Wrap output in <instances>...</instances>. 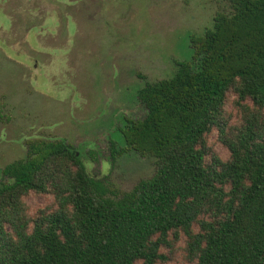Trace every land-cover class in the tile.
Masks as SVG:
<instances>
[{"label": "trees", "instance_id": "obj_1", "mask_svg": "<svg viewBox=\"0 0 264 264\" xmlns=\"http://www.w3.org/2000/svg\"><path fill=\"white\" fill-rule=\"evenodd\" d=\"M225 1L190 36V59L136 91L144 113L119 126L125 148L109 142L110 162L126 149L153 159L151 177L120 191L42 137L0 168V264H159L181 238L186 264H264V0ZM29 193L55 209L29 217Z\"/></svg>", "mask_w": 264, "mask_h": 264}, {"label": "rangeland", "instance_id": "obj_2", "mask_svg": "<svg viewBox=\"0 0 264 264\" xmlns=\"http://www.w3.org/2000/svg\"><path fill=\"white\" fill-rule=\"evenodd\" d=\"M225 0H0V168L24 157V141L58 138L82 153L89 175L127 192L152 176L154 162L125 150L124 117L141 118L135 93L169 78L192 55L189 38L212 27ZM233 102V98H230ZM231 106H227L230 112ZM235 116L236 112L231 111ZM110 142V143H109ZM208 145L227 151L215 132ZM99 158L86 159L88 152ZM26 211L55 209L29 193ZM184 239L168 261L186 264Z\"/></svg>", "mask_w": 264, "mask_h": 264}]
</instances>
